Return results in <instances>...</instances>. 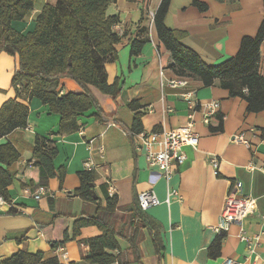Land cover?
I'll return each instance as SVG.
<instances>
[{
  "label": "crops",
  "instance_id": "0c3cea01",
  "mask_svg": "<svg viewBox=\"0 0 264 264\" xmlns=\"http://www.w3.org/2000/svg\"><path fill=\"white\" fill-rule=\"evenodd\" d=\"M193 0H171L166 15V25L182 33L181 43L195 51L208 64H218L239 51L245 36H255L264 19L263 0H197L206 4L199 9ZM56 0H36L34 9L24 21H14L20 32L33 26L36 15L47 3ZM161 0H115L108 7V14L116 15L115 31L120 41L115 45L117 59L107 60V80L112 84L118 79L121 92L117 97L101 92L89 85L104 113L114 120L99 121L94 108L83 114L76 132H60L61 117L50 111L39 98H18L29 108L28 123L13 131L0 142H11L21 158L10 166L15 173L8 187L11 201L0 205V261L18 251L42 252L44 257H57L62 264H90L84 260L87 247L81 240L101 234L96 226L81 229L73 239L74 221L80 216L96 212V204L85 201L74 193L80 186L78 173L84 171V162L92 158L96 164L94 191L105 205L102 186L111 179L118 196L117 215L128 214L129 207L142 191H154L161 204L153 206L146 214L160 225L163 240L161 264H225L233 259L240 264H264V110L249 112L247 101L233 96L217 80L204 86L202 81L191 76L186 91H193L198 101L218 100L220 108L209 123L203 122L201 111L196 113L195 129L199 133L198 144L184 146L185 161L177 168L169 183L162 173L150 166L146 152L126 132L133 130L135 112L132 103L142 113L141 123L145 131L174 129L188 121V102L182 97L183 89L160 88V69L167 76L174 72L170 53L159 41L154 26V15ZM32 29V30H33ZM30 30V31H32ZM147 37L148 41L138 55L131 54L132 40ZM264 49V44L262 50ZM260 67L263 69L260 57ZM18 68V56L0 53V108L9 99H16L11 85ZM60 93L82 92V87L71 78L60 81ZM243 133L249 143L232 141L234 135ZM50 139L58 148L54 159L57 168L64 167L63 182L51 178L48 186L40 187L39 167L32 154L35 137ZM96 138L95 148L90 153L86 141ZM103 146L102 152L99 146ZM217 156V173L210 163ZM256 168H251V165ZM230 181L239 184V194L257 199L258 209L242 221L249 237L260 235L253 252L239 237L241 226L231 224L224 233L220 254L212 257L209 248L218 234L214 226L222 211ZM44 188L40 198L24 193ZM172 188L179 190L173 197ZM171 201L168 203L167 196ZM68 231L70 239L54 246ZM25 235L23 241L18 239ZM121 250L129 244L118 239ZM64 247L67 260L63 259ZM153 237L144 230L140 244V260L134 264H158L159 254ZM43 264V263H40ZM117 264V263H112Z\"/></svg>",
  "mask_w": 264,
  "mask_h": 264
},
{
  "label": "trees",
  "instance_id": "16d2710c",
  "mask_svg": "<svg viewBox=\"0 0 264 264\" xmlns=\"http://www.w3.org/2000/svg\"><path fill=\"white\" fill-rule=\"evenodd\" d=\"M35 1L0 0V53L18 56V68L11 82L16 99H9L0 108V139L27 126L29 108L18 98L37 97L47 104L51 112L61 117L60 132L78 131V119L92 108L96 110L94 116L99 121L114 120L113 116L104 113L89 85L114 98L121 92L118 79L112 84L108 82L104 66L107 60L115 61L118 56L115 48L120 41L115 31L118 17L108 14L109 5L115 0H56L54 4H45L36 15L32 31L24 33L16 30L13 22L24 21L33 11ZM170 1L161 0L154 15V26L159 41L170 53L174 72L180 76L198 77L204 86L219 80V84L227 88L231 95L241 96L247 101L249 112L264 110V72L259 63L264 44V19L255 36L243 37L236 55L210 65L181 43V32L166 25ZM192 2L202 10L207 7L200 1ZM147 41V37L133 39L131 54L138 55ZM63 78L76 81L82 92L60 93ZM130 107L135 112L132 131L140 132L143 130L142 112L132 103ZM32 154L40 171L38 186L46 188L54 177L63 182L66 170L55 166L58 148L50 139L37 135ZM20 158L19 151L11 142H0V195L7 202L11 201L8 187L15 177L10 166ZM78 176L80 186L74 193L85 201L95 203L96 212L76 218L72 238H77L81 229L87 226H96L101 231L100 235L81 240L82 245L87 247L85 261L90 264H134L140 260L144 230L152 235L156 251L159 253L162 250L160 225L140 208L137 198L129 207L128 214L118 216L117 194H110L107 185H103V205L92 187L95 172L84 170ZM120 238L129 244L125 251L120 248ZM223 238L224 234L218 235L210 246L212 257L220 254ZM24 239L25 235L18 241ZM69 239V233L65 231L63 240L55 242L54 246L58 247ZM40 263L62 264L57 257L46 259L42 252L27 251H18L0 261V264ZM158 264H161V254Z\"/></svg>",
  "mask_w": 264,
  "mask_h": 264
},
{
  "label": "built area",
  "instance_id": "2783aa9c",
  "mask_svg": "<svg viewBox=\"0 0 264 264\" xmlns=\"http://www.w3.org/2000/svg\"><path fill=\"white\" fill-rule=\"evenodd\" d=\"M261 63L264 67V49L260 54ZM160 88L162 92L166 88L171 89H183L181 93L182 97L188 102L189 114L188 121L174 129H163L161 131H145L140 132L130 131L126 132L138 142L146 152V159L150 166L157 168L161 173L167 183L172 179L177 168L185 161L186 154L183 150L184 146L195 147L198 144L199 133L195 129V117L198 111L203 114V122L209 123L211 118L216 115L218 109L220 108V102L218 100L209 101H198L193 98V91H186L190 84V78L188 76H172L169 77L165 73V69L161 66L160 69ZM232 141L243 142L246 145L249 143L244 139L243 133L234 135ZM96 138H90L86 141L87 148L91 153L95 148ZM103 146H99V151L102 152ZM210 163L217 173V168L219 164V159L217 156L212 155L210 158ZM96 164L92 158H88L84 162V168L87 171L96 170ZM251 168H256L253 164ZM105 184L108 187V192L110 194L115 193V187L111 179H106ZM239 184L235 181H230V186L225 197L224 205L222 211L218 217V222L214 226V230L218 235L224 234L228 231L231 224H239L240 229V239L244 241L247 245L249 252H253L256 243L260 240V235H255L254 238L246 235L243 227L242 221L244 218L253 214L258 209L257 199L250 195L239 194ZM24 193L33 194L34 197L40 198L44 193V188L38 189L35 193H32L30 188L26 187ZM173 197H179V190L172 188L171 194ZM167 196V202L171 201V196ZM138 204L140 208L147 211L153 206H158L162 202L157 197L154 191H142L137 197ZM5 199L0 195V205L5 203ZM261 218L264 220V212L261 214ZM59 250L63 251L61 256L63 259L67 260V253L64 247H59ZM225 264H240L233 259H226Z\"/></svg>",
  "mask_w": 264,
  "mask_h": 264
},
{
  "label": "rangeland",
  "instance_id": "374dc122",
  "mask_svg": "<svg viewBox=\"0 0 264 264\" xmlns=\"http://www.w3.org/2000/svg\"><path fill=\"white\" fill-rule=\"evenodd\" d=\"M33 29V26H30V28L28 29V27L25 29L26 30V32H29L30 30H32Z\"/></svg>",
  "mask_w": 264,
  "mask_h": 264
},
{
  "label": "water",
  "instance_id": "95a60500",
  "mask_svg": "<svg viewBox=\"0 0 264 264\" xmlns=\"http://www.w3.org/2000/svg\"><path fill=\"white\" fill-rule=\"evenodd\" d=\"M94 186V183H92V187Z\"/></svg>",
  "mask_w": 264,
  "mask_h": 264
}]
</instances>
